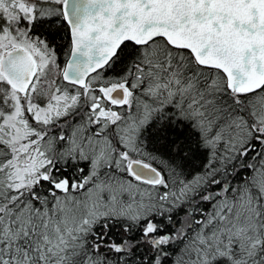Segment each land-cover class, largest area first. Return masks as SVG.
Returning a JSON list of instances; mask_svg holds the SVG:
<instances>
[{"label": "snow or ice", "instance_id": "snow-or-ice-1", "mask_svg": "<svg viewBox=\"0 0 264 264\" xmlns=\"http://www.w3.org/2000/svg\"><path fill=\"white\" fill-rule=\"evenodd\" d=\"M0 264H264V0H0Z\"/></svg>", "mask_w": 264, "mask_h": 264}]
</instances>
